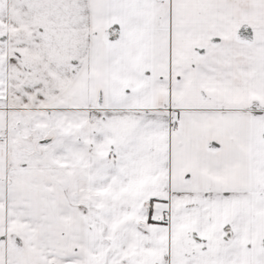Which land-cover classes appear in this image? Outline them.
Masks as SVG:
<instances>
[{"label": "snow or ice", "instance_id": "obj_1", "mask_svg": "<svg viewBox=\"0 0 264 264\" xmlns=\"http://www.w3.org/2000/svg\"><path fill=\"white\" fill-rule=\"evenodd\" d=\"M0 264H264V0H0Z\"/></svg>", "mask_w": 264, "mask_h": 264}]
</instances>
